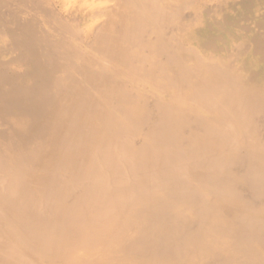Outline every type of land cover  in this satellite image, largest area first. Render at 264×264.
Here are the masks:
<instances>
[{"label": "bare ground", "instance_id": "obj_1", "mask_svg": "<svg viewBox=\"0 0 264 264\" xmlns=\"http://www.w3.org/2000/svg\"><path fill=\"white\" fill-rule=\"evenodd\" d=\"M0 264H264V0H0Z\"/></svg>", "mask_w": 264, "mask_h": 264}]
</instances>
